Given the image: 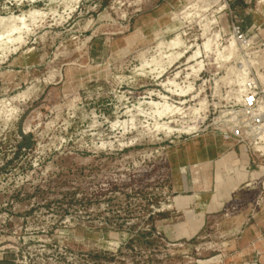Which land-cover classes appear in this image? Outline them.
<instances>
[{
    "label": "rangeland",
    "instance_id": "374dc122",
    "mask_svg": "<svg viewBox=\"0 0 264 264\" xmlns=\"http://www.w3.org/2000/svg\"><path fill=\"white\" fill-rule=\"evenodd\" d=\"M252 85L264 0H0V264H243L264 145L224 137ZM224 150L252 182L217 205Z\"/></svg>",
    "mask_w": 264,
    "mask_h": 264
},
{
    "label": "crops",
    "instance_id": "0c3cea01",
    "mask_svg": "<svg viewBox=\"0 0 264 264\" xmlns=\"http://www.w3.org/2000/svg\"><path fill=\"white\" fill-rule=\"evenodd\" d=\"M223 154L219 156L217 165L221 173V178L218 181L219 187L217 205L221 203V196L223 199V204L226 202V197L229 192H231L238 184H243L244 181L252 182V166H249L246 161H248L245 155L239 154L236 156L235 152H227L224 150ZM237 157L239 161L237 162ZM244 158V159H243ZM246 160V161H245ZM231 171V172H229ZM228 173L230 175H228ZM244 191V189H241ZM244 201V200H243ZM237 216H239L237 218ZM236 217H233L232 220H247L248 219V210L244 209L242 213H239ZM251 237V236H250ZM243 245L246 248V260L243 264H264V240L260 241L259 244H256L252 247V240L249 237H244L242 239Z\"/></svg>",
    "mask_w": 264,
    "mask_h": 264
},
{
    "label": "built area",
    "instance_id": "2783aa9c",
    "mask_svg": "<svg viewBox=\"0 0 264 264\" xmlns=\"http://www.w3.org/2000/svg\"><path fill=\"white\" fill-rule=\"evenodd\" d=\"M233 33L238 40L242 39L238 28H233ZM258 92V87L252 85L242 101V109L234 117L235 127L225 140L234 139L249 146L264 145V99H259Z\"/></svg>",
    "mask_w": 264,
    "mask_h": 264
},
{
    "label": "bare ground",
    "instance_id": "6f19581e",
    "mask_svg": "<svg viewBox=\"0 0 264 264\" xmlns=\"http://www.w3.org/2000/svg\"><path fill=\"white\" fill-rule=\"evenodd\" d=\"M215 43V42H214ZM232 44V43H231ZM230 47H232L231 45H230ZM225 50H226V48H225ZM231 50V49H230ZM232 52V51H231ZM195 57V56H194ZM243 81V80H242ZM241 84H243V82L241 83Z\"/></svg>",
    "mask_w": 264,
    "mask_h": 264
}]
</instances>
